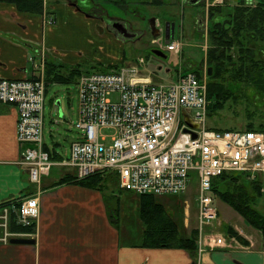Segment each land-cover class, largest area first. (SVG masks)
<instances>
[{"label": "built area", "instance_id": "1", "mask_svg": "<svg viewBox=\"0 0 264 264\" xmlns=\"http://www.w3.org/2000/svg\"><path fill=\"white\" fill-rule=\"evenodd\" d=\"M163 47L176 54L181 49L174 40ZM29 60V78H0V104L17 111L19 164L37 182L53 162L43 148L44 50ZM142 62L140 58L137 65ZM137 65L84 72L76 78L74 127L79 138L70 143L67 159L54 162L73 169L76 180L113 174L119 188L134 195L180 196L193 185L201 248L202 225L218 215L214 180L229 175L253 180L264 174V132L207 127L205 74L187 71L165 83L153 82L139 76ZM185 117L196 127H188ZM11 213L18 225L32 226L38 215L37 198H24L0 210V241L5 243L24 235L9 230ZM213 242L220 246L223 239Z\"/></svg>", "mask_w": 264, "mask_h": 264}, {"label": "rangeland", "instance_id": "2", "mask_svg": "<svg viewBox=\"0 0 264 264\" xmlns=\"http://www.w3.org/2000/svg\"><path fill=\"white\" fill-rule=\"evenodd\" d=\"M83 1L84 3L78 1V4L84 5L83 7H90L91 9H87L88 12H91L92 9L99 10L97 9L99 7H93L89 0ZM132 1V4L129 1L125 2V0H107L102 3L104 7L101 10L106 11L107 17L110 19H121L128 23L132 29L145 32L140 40L122 41L109 33L106 30V25L99 19L89 18L86 14L76 11L74 7L70 6V0H43L42 26H52L56 20L59 25L58 27L56 25L53 34L50 36H45V32H43V42L40 43L42 46L39 50H44L49 62L52 63L54 61L56 62L55 65L60 64L54 71L63 75L71 67L99 71V69H105L106 66H115L117 70L129 64L137 65L138 60L141 58L143 62L137 65L138 74L140 77L152 79L153 82L165 83L169 79L173 80L177 74L187 71H197L205 74L207 80L206 71L209 65L206 61V51L210 47L208 31L211 29L213 23L208 18L207 11L209 8L216 6L225 7V10L229 11L233 5H236L237 0H203L196 6L190 4H188L189 6H185L181 0H164V2L161 0L164 4L163 8L153 7L147 2L143 4L140 0ZM55 5L68 7L74 12L72 15L75 16V19H73L74 16L68 14L69 11H66V9H63L64 12L59 11L58 18L57 11L52 10ZM246 5H250V3ZM101 12V17H105L104 12ZM152 17L156 18L157 24L159 23L161 27L167 21L175 24L173 39L180 44V53L176 54L164 50L163 44L165 40H163V36L154 37L152 35L150 29H148L149 19ZM77 18L81 19V23L78 21L80 19ZM53 35L56 37L54 38ZM161 35L163 34L161 33ZM252 46L257 50L254 55L255 59L257 58L264 67L263 44L257 43L255 46L252 44ZM158 48L162 50L161 52L165 57H158L152 53V50ZM230 54H232L234 60L238 58L236 47L231 49ZM43 74L44 82L46 87H48L43 104L44 143L50 152L55 151L59 153L65 160L68 157L70 143L79 138L78 132L74 127L77 113L75 83L73 81L65 84L47 80L46 66ZM155 74L157 78L154 79ZM228 87L234 92V98L224 103L221 109L208 114L206 120L207 127L242 130L247 124L252 123L253 126L263 127L264 129V92L255 89L252 81L242 82L241 84L237 83L236 85L229 84ZM57 101L60 103V110L57 106ZM54 166L55 162L53 161L45 171L38 175L37 182L31 181V175L27 173L28 180L33 185L35 192L40 193L42 191V181L49 175L52 168L54 169H52L51 177L54 178H57L58 174L62 173L73 174L70 168H56ZM27 170L28 168H26ZM254 182L251 183L246 179H241L236 185H242L247 192V196L250 197L249 206L264 216V178L262 180H255ZM218 188H221L222 191L227 190L230 194L237 190V187L232 186L230 182H225ZM113 189L114 186L110 190ZM110 190H106L105 195L110 194ZM194 193V186L192 185L188 188L186 194L180 195L181 198L173 196L158 197L163 200H169L173 205L174 201H179L178 203L182 202V211H178L176 214L177 221L183 225V229L187 234H191V232L195 233L196 248L193 251L191 250V253L193 256L197 254V257H201L205 246L202 245L199 248L197 245L198 232L196 227L198 228L199 219L196 213L197 207ZM112 196L119 200L118 215H115L114 211L116 208L115 200L110 199L107 202V208L111 216L109 219L116 221V225L122 232L124 230L126 232L130 231L133 240L137 238L138 242L139 234L142 230L138 212V197L126 191L119 193L115 191L112 193ZM184 201L188 202L186 212L183 204ZM215 206L218 212L217 218L210 221L209 225H202L201 241L207 238L212 239L211 237L225 238L223 233H226V228L231 227L230 225H235L241 228L244 227L247 231L249 230L247 232L248 237L251 243H254L247 247V241L245 244L242 242L243 245H240L239 243L241 242L238 239L234 240L236 246H239L241 250L250 252L253 249H257L258 246L264 245V235L246 223L242 216L234 211L218 195L215 196ZM209 232L213 236H209ZM215 232H220V235H216L217 237H215ZM22 234L24 235L18 237L34 240L36 238L34 231ZM11 238L16 237L13 236ZM0 243L5 242L0 241Z\"/></svg>", "mask_w": 264, "mask_h": 264}, {"label": "crops", "instance_id": "3", "mask_svg": "<svg viewBox=\"0 0 264 264\" xmlns=\"http://www.w3.org/2000/svg\"><path fill=\"white\" fill-rule=\"evenodd\" d=\"M125 1L133 3L132 0ZM140 1L143 4L151 2ZM181 1L189 6L187 0ZM252 3L255 4V0ZM62 6L55 5L52 9L57 11L58 18L59 11L64 12L63 9L69 11L68 14H74L68 7ZM163 7L164 4L158 8ZM78 21L81 23V19ZM56 25H59L57 20L54 25L43 27L41 15L19 12L14 4L0 0V78H29L32 75L29 57L39 52L43 32L45 36L52 35ZM161 31L163 34V28ZM16 124V109L0 104V205L36 196L38 215L33 223L36 238L33 245L0 243V264H264L263 244L250 252L241 250L234 243L236 239L225 233L227 240L224 238L220 246L215 245L213 237L204 239L205 250L201 257L180 248L142 247L140 240H133L130 231L122 232L116 223L110 221L105 192L72 180L58 183L66 175H74L71 168L73 174L62 173L57 178L51 177L52 168L42 181V191L35 192L26 169L19 164ZM54 167L69 168L56 164ZM262 178L264 174L257 176L256 180ZM115 191L124 190L116 185L110 190V195ZM184 207L186 212L187 206ZM230 226L247 241V247L254 244L248 237L249 230ZM214 234L217 237L220 232ZM210 235L213 236L209 232Z\"/></svg>", "mask_w": 264, "mask_h": 264}, {"label": "trees", "instance_id": "4", "mask_svg": "<svg viewBox=\"0 0 264 264\" xmlns=\"http://www.w3.org/2000/svg\"><path fill=\"white\" fill-rule=\"evenodd\" d=\"M6 1L14 4L19 12L39 15L43 13V0ZM106 1L89 0L91 5L93 7H99L97 8L99 10L103 9L104 5L102 3ZM249 1L251 2L250 5H246ZM236 2V5H233L229 11L225 10V7L221 8L220 6L209 8L207 11L208 18L213 21L212 27L208 31L210 47L206 51V61L209 65L208 68L211 69L210 75L207 74L208 69L206 71L207 99L209 101L208 114L221 109L224 103L234 98V92L228 87L229 84L236 85L237 83L241 84L242 82L252 81L255 89L264 92V67L257 58L255 59L254 55L257 50L252 46V44L255 46L257 43L263 44L264 46V0H256L255 4L252 3L253 0H237ZM149 4L157 7L163 5L161 0H151ZM235 47L236 53L238 54L236 60L230 54L231 49ZM45 64L46 79L55 81L56 83L68 84L73 81L75 83L76 78L80 74L89 72L88 69L82 70L80 67H71L63 75L54 71L60 64L55 65L56 62L52 61L51 63L47 59ZM115 69V66H106L105 69H99V71ZM193 72L198 76L201 74L197 71ZM215 129L225 130L231 128ZM242 129L264 132L263 127H255L252 123L247 124ZM43 148L48 152L49 158L52 161H59L61 159L59 153L55 151L50 152L45 144ZM114 178L112 174L108 173H96L81 180H75L74 176L66 175L60 179L59 183L72 180L104 193L106 190H110L113 186L118 185L117 179L114 180ZM241 179H243L241 175H229L215 179L213 184L214 194L215 196H220L226 204L242 216L246 223L264 235V216L249 206L250 197L247 196L246 190L241 184L236 185ZM225 182H230L232 186L237 187V190L230 194L227 190L222 191L221 188L219 189L218 187ZM107 197V202L110 199L115 200L116 208L114 211L115 215H118V199L113 198L110 194ZM137 197L139 219L142 226L139 240L141 241L142 247L180 248L187 251L195 250V233L191 232V234H187L183 229V225L177 221L176 214L178 211H182V202H180V207L179 201H174L175 203L173 205L169 200H163L153 195H137ZM18 202L19 200H13L3 203L0 205V210L5 206L17 205ZM109 218H111L110 215ZM110 221L112 222L113 220L110 219ZM112 223H116V221ZM8 228L13 232H32L34 230L33 226L24 227L18 225L14 214H10L9 216ZM226 233L245 244L246 241L231 227L226 228Z\"/></svg>", "mask_w": 264, "mask_h": 264}, {"label": "flooded vegetation", "instance_id": "5", "mask_svg": "<svg viewBox=\"0 0 264 264\" xmlns=\"http://www.w3.org/2000/svg\"><path fill=\"white\" fill-rule=\"evenodd\" d=\"M78 1L82 2V0H70L69 4L71 7H74L76 11L86 14L87 17L102 21L106 25V30L119 40H140L145 34L143 31L140 32L139 30L132 29L128 23L121 19H110L106 16V11L104 12V10L102 11L104 12L105 17H101L100 14L102 12L99 10H97V12L96 10L92 9L91 12H88L87 9L91 8L83 7L84 5L78 4ZM148 29H150V27Z\"/></svg>", "mask_w": 264, "mask_h": 264}, {"label": "water", "instance_id": "6", "mask_svg": "<svg viewBox=\"0 0 264 264\" xmlns=\"http://www.w3.org/2000/svg\"><path fill=\"white\" fill-rule=\"evenodd\" d=\"M201 1L202 0H188L187 4L194 5V4H198ZM155 22H156L155 18L149 19L150 31L154 37L158 36V30L156 29ZM174 28H175V24L173 22L167 21L164 23V39H165L166 44L169 42V40H172L174 38ZM152 53L158 57H165L163 55V53L158 49L152 50ZM210 74H211V69L208 68V75H210ZM57 106L60 110V103L58 101H57ZM59 113L61 115L60 111H59ZM184 122L188 127H196V126L192 125L186 117H185ZM184 131H187V130H184ZM193 137H195V136L193 135ZM8 243L12 244V245H33L35 243V240L34 239H28V238H10L8 240Z\"/></svg>", "mask_w": 264, "mask_h": 264}]
</instances>
